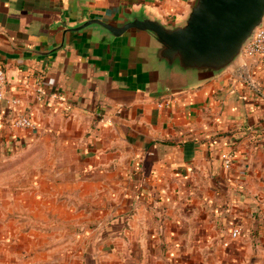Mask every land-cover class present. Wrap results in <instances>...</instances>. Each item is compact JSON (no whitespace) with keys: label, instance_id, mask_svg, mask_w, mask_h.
I'll use <instances>...</instances> for the list:
<instances>
[{"label":"crops","instance_id":"obj_1","mask_svg":"<svg viewBox=\"0 0 264 264\" xmlns=\"http://www.w3.org/2000/svg\"><path fill=\"white\" fill-rule=\"evenodd\" d=\"M189 2L0 0V161L25 158L17 196L2 171L0 264H264V56L164 97L123 42L26 51L51 49L63 23L140 7L170 22ZM18 112L36 128H15Z\"/></svg>","mask_w":264,"mask_h":264},{"label":"water","instance_id":"obj_2","mask_svg":"<svg viewBox=\"0 0 264 264\" xmlns=\"http://www.w3.org/2000/svg\"><path fill=\"white\" fill-rule=\"evenodd\" d=\"M264 26V0H190L184 16L165 22L145 7L124 8L108 19L66 23L47 51L51 56L75 40L110 48L118 42L135 75L158 96L198 88L244 64V49Z\"/></svg>","mask_w":264,"mask_h":264},{"label":"built area","instance_id":"obj_3","mask_svg":"<svg viewBox=\"0 0 264 264\" xmlns=\"http://www.w3.org/2000/svg\"><path fill=\"white\" fill-rule=\"evenodd\" d=\"M264 56V26L259 28L255 34V37L252 42H250L243 52V60L244 64L240 72L241 77L245 78L248 71L252 68L253 62L257 59ZM6 88V73L3 68L0 67V103L6 100L5 94ZM37 96L39 101H43L46 96L45 90L41 85L37 86ZM56 97V96H54ZM61 99V98H59ZM170 100L165 99L162 103L159 104V107H163L164 105H168ZM10 104L12 107L18 108L20 106L19 100H11ZM13 126L18 129L23 130H34L36 128L33 120L23 112H18L16 117L13 120ZM224 165L227 169H230L233 165L234 157L233 155H223ZM242 235V229L240 227H236L231 236L234 239L239 238Z\"/></svg>","mask_w":264,"mask_h":264},{"label":"rangeland","instance_id":"obj_4","mask_svg":"<svg viewBox=\"0 0 264 264\" xmlns=\"http://www.w3.org/2000/svg\"><path fill=\"white\" fill-rule=\"evenodd\" d=\"M25 158H21L19 161L18 158H10V160H6V161H0V196L3 195L2 193V171H8V175L10 177V187L11 189L10 191V196H17L18 195V188H17V174L14 173V171L16 170L17 166L19 165H25L24 160ZM20 162V163H19ZM26 175V180H28V177H30V174H25ZM16 178V179H15ZM28 185V184H27ZM26 190V195H28V191H29V187L27 186V188H25Z\"/></svg>","mask_w":264,"mask_h":264}]
</instances>
